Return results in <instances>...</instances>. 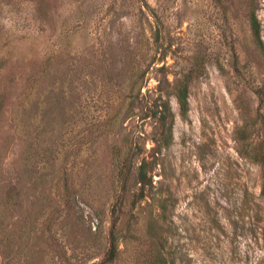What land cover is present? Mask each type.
I'll return each instance as SVG.
<instances>
[{"label":"rangeland","instance_id":"1","mask_svg":"<svg viewBox=\"0 0 264 264\" xmlns=\"http://www.w3.org/2000/svg\"><path fill=\"white\" fill-rule=\"evenodd\" d=\"M262 152L264 0H0V264H264Z\"/></svg>","mask_w":264,"mask_h":264},{"label":"trees","instance_id":"2","mask_svg":"<svg viewBox=\"0 0 264 264\" xmlns=\"http://www.w3.org/2000/svg\"><path fill=\"white\" fill-rule=\"evenodd\" d=\"M249 25L252 31V34L257 43L261 45L260 40V32H259V22L258 18L254 11H250L248 14ZM174 95L177 99L179 107L182 112H185L187 109V96H188V78L186 75H183L179 80L176 81L174 85ZM118 157L122 158L121 166H120V175L122 179V188L124 189L126 182L129 180V173H130V163H131V156L124 152H118ZM259 162L261 165L264 166V152L259 154L258 156ZM124 181V182H123ZM124 183V184H123ZM123 201L121 200L118 204L122 205ZM115 209L111 211V229L109 232V240H108V247L104 252L103 256L97 261L92 264H111L117 257L118 253V246L116 242V224L118 222V216L115 213ZM160 260L159 262H150L149 264H167V262H163Z\"/></svg>","mask_w":264,"mask_h":264}]
</instances>
